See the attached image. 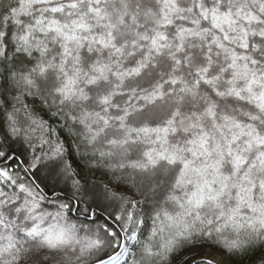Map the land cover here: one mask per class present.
<instances>
[{
    "label": "snow or ice",
    "instance_id": "snow-or-ice-1",
    "mask_svg": "<svg viewBox=\"0 0 264 264\" xmlns=\"http://www.w3.org/2000/svg\"><path fill=\"white\" fill-rule=\"evenodd\" d=\"M0 264H264V0H0Z\"/></svg>",
    "mask_w": 264,
    "mask_h": 264
},
{
    "label": "rangeland",
    "instance_id": "rangeland-1",
    "mask_svg": "<svg viewBox=\"0 0 264 264\" xmlns=\"http://www.w3.org/2000/svg\"><path fill=\"white\" fill-rule=\"evenodd\" d=\"M209 255H213V253H211L210 251L208 252Z\"/></svg>",
    "mask_w": 264,
    "mask_h": 264
}]
</instances>
